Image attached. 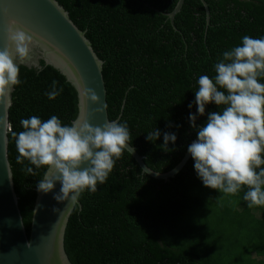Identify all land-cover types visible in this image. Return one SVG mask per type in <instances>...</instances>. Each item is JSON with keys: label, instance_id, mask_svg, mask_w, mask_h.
Listing matches in <instances>:
<instances>
[{"label": "trees", "instance_id": "obj_1", "mask_svg": "<svg viewBox=\"0 0 264 264\" xmlns=\"http://www.w3.org/2000/svg\"><path fill=\"white\" fill-rule=\"evenodd\" d=\"M205 1L208 19L201 0H184L174 29L167 13L177 0H57L103 61L109 119L127 123L131 145L159 172L177 164L197 135L189 114L197 112L199 76L214 77L223 51L240 45L244 35L264 37V0ZM37 61L19 65L22 83L9 107L8 158L27 233L44 168L27 175L31 165L17 162L11 133L23 130L22 118L56 115L70 124L78 111L77 91L65 75L41 57ZM53 80L63 92L49 100ZM219 110L206 105L197 126ZM155 128L161 136L153 143L146 136ZM164 132L177 136L169 151L161 146ZM97 189L81 195L67 222L64 247L73 264H225L240 236L248 245L241 264H264V206H247L246 186L235 195L205 187L191 156L164 180L142 173L125 151ZM249 250L262 259L246 258Z\"/></svg>", "mask_w": 264, "mask_h": 264}, {"label": "clouds", "instance_id": "obj_2", "mask_svg": "<svg viewBox=\"0 0 264 264\" xmlns=\"http://www.w3.org/2000/svg\"><path fill=\"white\" fill-rule=\"evenodd\" d=\"M9 47L0 50V99L10 106V95L22 83L20 64L31 59L32 34L20 27L8 28ZM14 46V54L11 50ZM214 77L201 75L195 91L197 112L189 114L190 125L197 139L187 148L194 160V169L205 187L226 195L237 194L247 187L243 200L249 208L264 206V37H242L241 44L222 53L214 64ZM53 80L45 95L54 100L63 92ZM92 101L98 100L89 90ZM215 103L219 111L209 112L207 121L197 126L198 116H204L206 105ZM189 104V109L192 108ZM97 112L102 108L95 109ZM23 130L11 133L18 151L17 162L25 160L28 176H36L44 168L38 192L53 193L57 203H65L63 211L53 207L60 217L78 207L81 195L95 193L114 169L125 151L135 152L126 122L106 121L93 127L88 119L78 117L70 124L52 115L47 120L31 116L20 120ZM161 131L155 128L146 139L155 142ZM176 134L163 133V148L175 144ZM87 164V167L83 165ZM34 166V167H32ZM258 170V171H257Z\"/></svg>", "mask_w": 264, "mask_h": 264}, {"label": "water", "instance_id": "obj_3", "mask_svg": "<svg viewBox=\"0 0 264 264\" xmlns=\"http://www.w3.org/2000/svg\"><path fill=\"white\" fill-rule=\"evenodd\" d=\"M183 1L177 0L167 13L174 29L173 17ZM201 2L208 19L207 3L205 0ZM9 27H22L33 36L31 59L26 63L37 65V59L41 57L45 64L57 68L74 86L78 98L75 119L84 117L93 127L103 126L110 120L102 75L103 61L93 50L85 31L74 24L67 10L57 0H0V50L9 47ZM11 50L14 54V46ZM89 90L96 94V102L91 100ZM9 101L11 105V95ZM9 107L8 103L0 99V264H73L64 247L65 229L72 210L62 217L52 211L53 207L63 211L67 204L57 203L53 199V194L60 190L59 183L55 185L53 193L44 194L36 189L29 233L26 232L8 158ZM97 108H102V111L97 112ZM196 139L197 135L190 144ZM131 156L142 173L168 180L185 165L191 155L186 149L178 163L164 172L147 166L143 155L136 149ZM83 167H87V164Z\"/></svg>", "mask_w": 264, "mask_h": 264}, {"label": "rangeland", "instance_id": "obj_4", "mask_svg": "<svg viewBox=\"0 0 264 264\" xmlns=\"http://www.w3.org/2000/svg\"><path fill=\"white\" fill-rule=\"evenodd\" d=\"M234 244H235V251L236 252H232V254L230 255V259L229 261H225V264H241L243 262V260H241V254L246 252L248 245L245 244L244 242H240L242 241L241 236L238 237H234ZM248 255L246 254V258H248V256L252 259V262H256L259 259H262V256H257L255 254L254 250H249V252H247Z\"/></svg>", "mask_w": 264, "mask_h": 264}]
</instances>
